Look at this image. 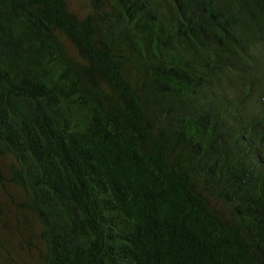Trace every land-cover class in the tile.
Instances as JSON below:
<instances>
[{
  "label": "trees",
  "instance_id": "16d2710c",
  "mask_svg": "<svg viewBox=\"0 0 264 264\" xmlns=\"http://www.w3.org/2000/svg\"><path fill=\"white\" fill-rule=\"evenodd\" d=\"M86 2L0 0V264H264V0Z\"/></svg>",
  "mask_w": 264,
  "mask_h": 264
},
{
  "label": "rangeland",
  "instance_id": "374dc122",
  "mask_svg": "<svg viewBox=\"0 0 264 264\" xmlns=\"http://www.w3.org/2000/svg\"><path fill=\"white\" fill-rule=\"evenodd\" d=\"M71 2H72V5L74 6V8L78 11V12H80V11H82V5H83V3L84 2H86V0H71ZM87 3V2H86ZM8 188L10 189V190H12V188H11V185H8ZM3 202H4V206H5V208H6V212H7V214H10L11 216H13V218L15 219V218H17L18 217V215H14V213L15 212H13V207H12V205H10L9 204V202H7L6 200H3ZM6 233V232H5ZM7 234V233H6ZM8 236H9V234H7ZM17 235V236H16ZM11 239H13V241L15 242L14 243V246H15V248L16 249H18L19 251H20V254L21 255H23V251H24V249H23V247H21V250H20V248H19V246L22 244H20L19 242H20V239H19V237H18V233H14L13 234V236L11 237ZM23 246V245H22ZM22 252V253H21ZM24 258V257H23Z\"/></svg>",
  "mask_w": 264,
  "mask_h": 264
}]
</instances>
